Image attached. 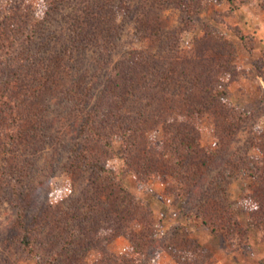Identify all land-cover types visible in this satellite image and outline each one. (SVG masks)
I'll return each instance as SVG.
<instances>
[{"label":"rangeland","instance_id":"1","mask_svg":"<svg viewBox=\"0 0 264 264\" xmlns=\"http://www.w3.org/2000/svg\"><path fill=\"white\" fill-rule=\"evenodd\" d=\"M4 26L33 43L0 264H264V0H0Z\"/></svg>","mask_w":264,"mask_h":264},{"label":"trees","instance_id":"2","mask_svg":"<svg viewBox=\"0 0 264 264\" xmlns=\"http://www.w3.org/2000/svg\"><path fill=\"white\" fill-rule=\"evenodd\" d=\"M11 31L6 27H0V134L3 138L2 150L10 151L17 145V137L19 130L24 122L23 106L25 96L30 95V89L17 94L19 70L25 68L29 63L28 47L33 43V37L25 34H8ZM2 40L4 41L3 43ZM30 67V66H29ZM28 67V69H29ZM18 95V96H17ZM6 155L0 156V167L7 162ZM99 170L111 174L118 180H123L125 170L117 171L102 167L100 164L96 166ZM259 207L256 208V210ZM260 209V208H259ZM258 209V211H259ZM264 214V209H262ZM261 214V215H262ZM22 213L17 216L16 224L13 226L14 238L19 239L25 250L29 254H33L31 240L24 230L21 229L23 221ZM256 224L255 220H252ZM264 225V222H262ZM260 227V226H259ZM260 229H264L260 227ZM264 233V230H262ZM12 243V242H11Z\"/></svg>","mask_w":264,"mask_h":264},{"label":"crops","instance_id":"3","mask_svg":"<svg viewBox=\"0 0 264 264\" xmlns=\"http://www.w3.org/2000/svg\"><path fill=\"white\" fill-rule=\"evenodd\" d=\"M235 263H236V264H242V262H239L238 260H237V261H235Z\"/></svg>","mask_w":264,"mask_h":264}]
</instances>
